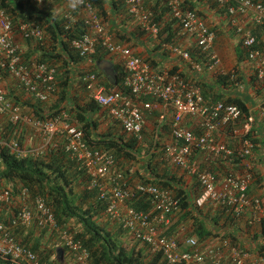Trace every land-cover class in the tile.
I'll return each instance as SVG.
<instances>
[{"label": "built area", "instance_id": "1", "mask_svg": "<svg viewBox=\"0 0 264 264\" xmlns=\"http://www.w3.org/2000/svg\"><path fill=\"white\" fill-rule=\"evenodd\" d=\"M33 1L41 3L45 0ZM61 1L64 7L62 14L68 19L67 29L72 28L79 19L85 21L87 32L73 39L72 45L89 68L83 77L89 98L106 109L128 136L139 139L143 137L147 114L160 109L159 121L162 124L168 122L171 130V138L163 143L161 150L182 172L195 177L201 189V193L194 197L193 212L207 204L225 208L227 214L241 220L243 232L254 247L253 238L256 234L261 235L260 230L264 225V204L259 196L249 195L255 177L252 158L256 149L251 132L257 117L264 118V101L258 103V111L251 110L253 112L244 118L245 114L237 104L206 100L202 87L180 71L155 68L129 44L114 40L100 12L90 0ZM208 1L226 11L225 17L230 26L248 47L247 61L257 77L256 87L264 92V50L255 46L257 35L254 34L257 27L264 29V4L255 0ZM164 3L169 8V17L179 28V34L191 38L208 59L199 62L192 57L188 48L182 46L164 44L163 49L186 61L196 72L218 68L222 58L215 49L216 31L197 9L186 6L185 0H164ZM122 5L143 32L155 39L159 37L160 27L153 21L154 14L145 0H123ZM16 35L37 43L47 38V31L35 21L21 23L15 29L12 18L0 1V66L11 73L10 78L17 80L18 87L28 96L49 103L58 97V68L39 62L35 57H27L15 40ZM100 46L124 64V86L129 92L108 88L98 73L92 71L94 55ZM144 96L155 97L157 101L144 100ZM0 118L8 124L21 123L22 130L30 127L31 133L33 131V138L30 137L26 143L27 146H34L31 150L20 149V143L15 142L14 138L10 142L0 139V145L8 144L23 156L45 154L50 146H58V140H62L68 158L76 161L89 178L88 189H97L100 198L107 199L106 214L109 220L122 224L139 245L147 246L154 255L161 254L167 264H264V250L257 249V246L253 249L242 248L233 243L230 237H223L222 232L201 241L193 233L195 227H191L192 221H184L171 231L177 216L185 212L181 199L171 190L153 183H131L132 177L115 155L90 145L85 140L81 124L71 120L66 113L50 120L39 119L25 112L20 102L10 99L0 82ZM191 119L199 122V132L190 125ZM238 120L244 124L240 145L235 149L230 142L221 139L218 132H227L226 128ZM53 140L55 143L51 144ZM197 153L213 155L227 165L236 167L235 172L217 176L213 170L202 168L195 159ZM211 166L213 168L214 163ZM131 198H148L151 210L131 207L128 203ZM12 205L17 211L11 210V219L8 222L0 219L1 259L13 264H42L39 256L21 244L14 235L17 226L32 228L37 225L39 229L55 230L63 236V245H66L75 264H92L88 250L72 238L67 228H61L44 197L37 195L30 198L28 187H22L16 195L12 189L1 190L0 209L6 212V216L5 209Z\"/></svg>", "mask_w": 264, "mask_h": 264}, {"label": "trees", "instance_id": "2", "mask_svg": "<svg viewBox=\"0 0 264 264\" xmlns=\"http://www.w3.org/2000/svg\"><path fill=\"white\" fill-rule=\"evenodd\" d=\"M2 7L14 22L15 29H18L21 23L35 21L45 27L47 38L44 41H38L35 45V52H38L35 59L39 62H45L58 68L57 83L58 97L52 103H43L36 101L33 97L27 95L22 88L18 87L17 80L10 82L11 89L6 90L8 97L16 102H22L23 108L30 109L32 114L43 120L54 119L66 113L71 120H77L81 124L85 132V140L92 146L105 149L115 155L120 165L127 168L134 161L141 159L142 155L149 156L146 162L141 164L147 176L138 172L139 181L153 183L159 187L171 190L174 195L181 199V206L185 212L177 216V221L173 223L171 231L179 226L182 222L188 221L195 227L193 233L203 241L211 236L220 235L221 230L223 237H230L233 243H237L242 248H247L239 243L237 233L242 231L241 220L233 215L227 214L225 208L207 204L203 208L194 213L192 209L194 197L201 193V189L196 181L199 189L195 191L188 188L187 182L183 180L186 174L181 169L171 163L164 157L163 151H158L163 143L162 134H156L157 128L163 127L171 134L168 122L162 124L159 121L160 109H154L147 114V124L143 130V137L128 136L119 126L118 122L111 118L106 109L101 107L97 102L89 98L86 83L83 81L84 75L89 71L88 67L81 68L84 58L72 45V40L80 37L86 31L85 21L79 19L72 28L67 29L66 21L68 19L62 14L63 2L61 0H45L37 2L33 0H0ZM97 10L103 21L107 19V4H123V0H90ZM260 1L264 4V0ZM146 5L154 14L153 21L158 23L160 27V35L157 38L159 48L164 44L183 46L184 39L187 36L179 34V28L174 20H172L165 5L164 0H145ZM185 5L195 9L186 3ZM128 12V11H127ZM226 13V11L224 10ZM230 23V22H229ZM258 29L264 30L262 27ZM254 29L257 35L256 47L264 50V39L259 30ZM214 30V29H213ZM216 31V30H215ZM217 33V32H216ZM240 39L239 47L241 49L240 59L247 60L248 47L244 45L243 39ZM216 43V41H215ZM196 48H189L191 55L199 62L207 61V54L203 53L200 47L195 43ZM108 52L103 47H99L96 59H102ZM25 57V54H23ZM27 56V55H26ZM27 57H31L28 55ZM149 60V58H146ZM151 62V60H149ZM81 62V63H80ZM75 63H80V67L72 68ZM117 70V80L115 82L107 81L102 78V82L112 90H122L129 92L124 86L126 77V68L122 62L115 65ZM81 68V69H79ZM177 69H172L175 72ZM92 71L97 72L101 77L102 72L98 70L96 65L92 66ZM185 76V74H183ZM11 73L0 66V80L6 81L11 79ZM78 77V79L76 78ZM78 81L79 87H83L86 92L84 102L78 101V96L72 95V86ZM251 83H247L243 70L236 68V71L219 74L217 83L219 86L209 90L202 87V91L206 100L212 102L224 101L226 103H234L241 107L244 112V118L248 116L254 105L255 97L249 92H245L237 83L242 85L257 86V77L251 73ZM236 83V85H235ZM12 84V85H11ZM240 85V84H239ZM209 86V85H207ZM241 86V85H240ZM243 88V86H241ZM224 89H232L237 92L236 96L226 97ZM21 91V94H18ZM261 93L260 90H257ZM213 93L210 95L209 93ZM239 93V94H238ZM210 95V96H209ZM76 96V97H75ZM24 98V99H22ZM144 100L157 101L155 97L144 96ZM100 113L105 114L107 119H112L115 123L112 129L119 126L121 130L101 131L102 121ZM196 122V121H194ZM199 122L193 125V129L199 132L201 129L197 127ZM243 121L238 120L234 125L226 128L232 140V147L237 149L240 145L239 138L242 136ZM23 125L20 124H0V139L4 138L10 142L14 138L15 142H19L20 149L31 150L26 143L23 133ZM235 136V137H232ZM251 136L256 144L255 153L258 152L260 145L264 143V118L257 117ZM58 140V139H56ZM55 140V141H56ZM226 142H229L226 140ZM54 140L51 144H54ZM231 145V142H230ZM158 160H155L156 157ZM162 156V159L160 160ZM213 162H211L212 164ZM210 162L202 165V168L213 170L215 173L226 174L227 171L213 166ZM129 174L131 170L127 168ZM232 172H235L234 169ZM255 177L249 188V195L257 196L260 183L263 178L260 173L254 169ZM130 175V174H129ZM131 183L135 180L132 178ZM89 178L80 170L76 161L69 159L65 152L64 142L58 140V146H50L47 153L37 155L30 153L26 156L21 155L18 151L12 149L8 144L0 145V191L6 188L12 189L16 195L22 187H28L30 190V198L34 196H42L46 199L47 204L53 209L58 224L61 228H68L67 232L72 235L76 242H81L83 247L88 250L90 262L92 264H167L161 254H152L147 246L135 244L130 232L124 229L122 224L108 220L106 211L108 201L106 198L101 199L97 189H88ZM264 204V196H260ZM128 203L138 210H151L152 205L149 199L131 198ZM9 208V209H8ZM7 216L3 218L8 222L12 217V211L15 213V206H8ZM178 224V225H176ZM261 235L256 234L253 238L254 247L261 251L264 250V225L261 227ZM221 234V235H222ZM16 239L33 252H35L42 264H74L69 252L67 251L65 240L58 231L49 229H39L37 225L32 228L17 226L14 229ZM263 236V238L261 237ZM253 249V248H248ZM63 250V252H60ZM62 253V254H61ZM207 262L206 264H210ZM0 264H13L0 258Z\"/></svg>", "mask_w": 264, "mask_h": 264}, {"label": "crops", "instance_id": "3", "mask_svg": "<svg viewBox=\"0 0 264 264\" xmlns=\"http://www.w3.org/2000/svg\"><path fill=\"white\" fill-rule=\"evenodd\" d=\"M185 1L187 4L197 9L200 12V14L206 19L209 25L217 32L215 49L220 53L222 57V64L215 70L196 72L191 68L190 64H188L186 61L174 57L170 52L164 50L163 47L159 48L158 40L148 35L147 33L143 32L139 28L137 23L129 15L125 6L122 4H118L115 6L112 3L107 4L108 5L106 9L107 19L104 22L107 28L109 29V31L112 33L114 40L129 44L132 48H134V50L140 56H142L143 58H149V60H151L155 68L158 69L176 68L177 69L176 71H180L182 74H185L187 78L191 79L194 83L199 84L201 87L207 90L211 88H216V86H219L217 80L219 78L220 73L222 72L228 73L232 68H238V67L239 69L245 71V66H244L245 60L240 59V55H241L240 54L241 49L239 47L240 37L238 36V34H236V31L230 26L228 18L225 17V13L223 9L211 4V2L208 0H185ZM257 30H259V33L262 35V38L264 39V30L258 28ZM15 40L20 45L21 49L25 53H27L26 54L27 56L31 55V57H36L38 52H35L36 51L35 45L37 43H32L30 41H27L19 35H16ZM183 46L188 49L189 48L193 49L197 47L194 41L189 37L184 39ZM94 59H95L96 67L98 68L99 71L102 72L101 79L104 78L107 81L115 82L117 80V70L115 65L119 64L120 61L116 57L108 53L104 55L102 59H96V58ZM80 63L73 64L71 69L80 67ZM84 63L85 61L83 60V63H81V68L86 67ZM247 72H249V70H247ZM243 74L245 75L246 82L250 83L246 75H250L251 72L246 74L245 72H243ZM76 78L78 79V77ZM11 81L12 79H8L7 82L0 80L1 84L6 88V90L11 89V87L9 86ZM77 82L78 81L76 80L73 83L71 93L72 95L78 96L79 102H84V100L86 99V92L83 89V87L81 86L79 87V84ZM248 88L250 93V87ZM251 91L253 92H251L250 95L255 97V101H258L260 99L261 100L259 101V103L261 101H264V96L262 94L256 98L258 92L254 91L253 88L251 89ZM236 93L237 92H233L232 89H224V94L226 95V97L236 96L237 95ZM18 94L20 95L21 91L19 92L18 90ZM209 94L212 95L213 93L211 92ZM54 101L55 99H52V101H50L49 103H52ZM257 105L258 104H256L255 102L254 105L252 106V110H254V112L257 109ZM25 111L29 113L31 112L30 109H27ZM107 115L109 116V114ZM97 119L99 121H102V125L100 128L102 132L104 131L106 132L107 130L108 131L114 130V132H116L117 130H121L119 126H116L112 129V126L115 122L112 119H107L105 114L100 113V117H97ZM194 121L195 120L192 121L191 119V121H189L190 125L196 124V122ZM157 132L158 133L156 134L161 133L162 135H164L163 137L164 139H169L170 133L167 130H165L163 127H161L160 129L157 128ZM229 134L230 133L224 132V130L218 132L220 138L224 140H228L229 142H231V146H232L233 144L232 140L236 139V137L232 139L229 136ZM234 141L236 142L237 140ZM165 158L167 159V157ZM148 159L149 156H142L141 158L142 162H146V160ZM158 159L159 157L157 156L155 160ZM161 159L162 156L160 160ZM195 159L198 160L202 165L206 164L207 162H210V164L211 162H213L216 167H218L219 169H223V171L228 170L227 172L236 169V167L227 165L224 161L219 160L215 156L213 155L208 156L205 153H197ZM252 161H253L254 169L257 171V173H260L263 178L264 177V143L260 145V148L258 149V152L254 154ZM126 167L129 170H131L129 174L135 180L134 183L139 182V177L137 175L138 172L145 174L141 163L140 165H138V167H135V169H132V167L130 166H126ZM145 175L147 176V174ZM183 180L185 181V183L187 182L188 188L193 189L194 192L198 191L199 187L196 181L192 177L186 175V177H184ZM258 187L259 189L256 192V195L259 197L262 195L264 196V181H262V183H260V186ZM5 214L6 212L0 209V219L4 218ZM214 232H221V230H215ZM237 237L241 245L243 244L247 248H254L253 246H251L252 244L250 243L248 236H246L245 232H243V226H242V231L237 233Z\"/></svg>", "mask_w": 264, "mask_h": 264}, {"label": "rangeland", "instance_id": "4", "mask_svg": "<svg viewBox=\"0 0 264 264\" xmlns=\"http://www.w3.org/2000/svg\"><path fill=\"white\" fill-rule=\"evenodd\" d=\"M218 54L220 55V53L218 52ZM220 57H221V55H220ZM222 58V57H221ZM246 63H247V65H246ZM244 66H245V71L243 70V72H245V74L246 73H252V76H253V74H254V69H253V67L251 66V64L249 63V61H245L244 62ZM249 68V69H248ZM247 70H249V72H247ZM233 72V71H236V68H232L231 70H230V72ZM246 77H247V79H248V81L251 83L252 81H251V74L250 75H246ZM241 86H243V88H240V89H242L243 91H247V92H249V88L248 87H250V93L251 92H253V91H251V89L253 88L254 89V91H256V92H258L257 90H259L257 87H255V85L254 84H252V85H247V84H241V83H239ZM235 85H236V83H235ZM238 87V86H237ZM260 92L261 93H257V96H256V98L258 97V96H260L261 94L264 96V92L263 91H261L260 90ZM249 93V94H250ZM261 100V99H260ZM260 100H258V101H256V104H258L259 103V101ZM25 110H27L26 108H24V111ZM25 112H27V111H25ZM29 113V112H28ZM0 124L2 125V126H6V124H7V121L5 120L4 121V119H2V118H0ZM31 128L30 127H26L24 130H23V133L25 134V136H26V138L25 139H29L30 137L31 138H33L32 137V133H33V131H32V133H31ZM161 137H164V135H162ZM171 138V134H170V137H169V139ZM159 139H160V141L162 142V143H164V142H166V140H164V139H162V138H160V136H159ZM30 147H34V146H32V144L31 145H29ZM161 148L162 147H160L159 148V150L160 151H162L161 150ZM143 156V155H142ZM142 158V157H141ZM140 163H141V159H138V161H134L133 163H129L130 165H128V166H130V167H132V169H135V167H138V165H140ZM135 244H137V243H135Z\"/></svg>", "mask_w": 264, "mask_h": 264}, {"label": "clouds", "instance_id": "5", "mask_svg": "<svg viewBox=\"0 0 264 264\" xmlns=\"http://www.w3.org/2000/svg\"><path fill=\"white\" fill-rule=\"evenodd\" d=\"M97 54V53H96ZM95 54V55H96ZM109 54V53H108ZM95 55H94V58H95ZM146 59V58H145ZM95 60V59H94ZM152 63V62H151ZM169 137H170V134H169ZM164 139V138H163ZM164 140H166V141H168L169 139H164ZM143 156H145V155H143ZM142 157V156H141ZM126 170H127V168H126ZM108 206V205H107ZM66 228V227H65ZM67 230H68V228H67ZM136 242V241H135ZM137 244H138V242H136ZM72 259V258H71ZM74 262V261H73ZM74 264H75V262H74Z\"/></svg>", "mask_w": 264, "mask_h": 264}, {"label": "water", "instance_id": "6", "mask_svg": "<svg viewBox=\"0 0 264 264\" xmlns=\"http://www.w3.org/2000/svg\"><path fill=\"white\" fill-rule=\"evenodd\" d=\"M60 252H63V250H60ZM62 254V253H61Z\"/></svg>", "mask_w": 264, "mask_h": 264}]
</instances>
